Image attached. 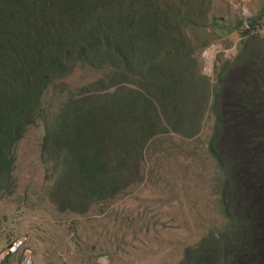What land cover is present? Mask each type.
<instances>
[{"label":"trees","instance_id":"16d2710c","mask_svg":"<svg viewBox=\"0 0 264 264\" xmlns=\"http://www.w3.org/2000/svg\"><path fill=\"white\" fill-rule=\"evenodd\" d=\"M210 4L0 0V189L38 120L58 212L106 213L161 151L180 169L178 190L206 182L212 198L197 239L179 228L192 242L176 264H264V60L209 84L186 30L206 24ZM79 63L105 73L74 89L62 79Z\"/></svg>","mask_w":264,"mask_h":264},{"label":"rangeland","instance_id":"374dc122","mask_svg":"<svg viewBox=\"0 0 264 264\" xmlns=\"http://www.w3.org/2000/svg\"><path fill=\"white\" fill-rule=\"evenodd\" d=\"M223 2L211 0L210 14L219 13ZM216 30L212 21L188 27L196 56L209 43L221 42L228 47L235 41L236 36H222ZM216 69L213 78H207L211 86ZM104 73L79 63L62 82L76 89ZM211 126L209 116L202 137L210 134ZM42 136L40 120L27 128L16 146L11 186L0 189V252L17 246L0 264H25L27 259L31 264H176L182 247L192 242L179 228H186L191 239L199 237L201 224L208 218L206 205L212 200L206 198L208 184L200 183L198 189L185 193L178 190L180 169L174 159L167 162L161 151L153 154L146 181L119 197L106 213L55 211L47 196L50 166L40 158ZM174 142L178 144L176 138ZM169 191L175 196L166 198Z\"/></svg>","mask_w":264,"mask_h":264},{"label":"crops","instance_id":"0c3cea01","mask_svg":"<svg viewBox=\"0 0 264 264\" xmlns=\"http://www.w3.org/2000/svg\"><path fill=\"white\" fill-rule=\"evenodd\" d=\"M223 5L222 10L215 15H211V10H209L206 15V24L212 21L217 28L216 31L222 36H236L239 32L238 25L244 19L240 0H224ZM263 14L264 0H250V18L257 19ZM221 58V61L216 64V75H225L234 67L241 70L251 60H264V40H242L239 42L236 54L233 57L225 58L221 56Z\"/></svg>","mask_w":264,"mask_h":264},{"label":"built area","instance_id":"2783aa9c","mask_svg":"<svg viewBox=\"0 0 264 264\" xmlns=\"http://www.w3.org/2000/svg\"><path fill=\"white\" fill-rule=\"evenodd\" d=\"M249 2L250 0H240V5L243 11L242 29L236 35L235 41L232 45L225 47L221 42H212L203 47L199 53L201 61L202 73L209 79L213 78L215 73V66L220 56L225 58L233 57L236 54L239 42L249 36H264V19L255 25H250L249 19ZM16 244L4 251L0 252V262L7 256L12 254L16 249ZM25 264H31L27 259Z\"/></svg>","mask_w":264,"mask_h":264}]
</instances>
